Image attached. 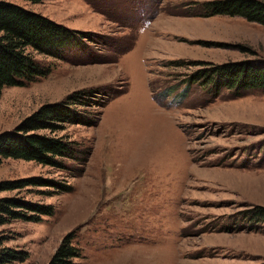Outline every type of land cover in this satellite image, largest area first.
I'll use <instances>...</instances> for the list:
<instances>
[{
    "label": "rangeland",
    "instance_id": "obj_1",
    "mask_svg": "<svg viewBox=\"0 0 264 264\" xmlns=\"http://www.w3.org/2000/svg\"><path fill=\"white\" fill-rule=\"evenodd\" d=\"M8 1L87 38L34 53L49 74L3 90L0 134L77 92L96 104L77 106L85 124L59 134L90 149L84 167L2 161L0 185L71 188L0 191L54 208L40 222L4 215L0 249L28 254L9 264H49L68 235L80 250L71 264H264V90L205 79L264 66V26L209 15L222 0Z\"/></svg>",
    "mask_w": 264,
    "mask_h": 264
},
{
    "label": "trees",
    "instance_id": "obj_2",
    "mask_svg": "<svg viewBox=\"0 0 264 264\" xmlns=\"http://www.w3.org/2000/svg\"><path fill=\"white\" fill-rule=\"evenodd\" d=\"M209 15L243 17L264 26V2L260 0H222L207 5ZM87 34L72 30L49 18L28 10L8 0H0V98L5 88L23 87L49 74L36 59L34 53L49 56L58 55L63 49L80 45ZM206 83L212 79L215 86L237 90H264V66L250 63H234L209 70ZM88 95L74 93L64 101L46 104L26 118L13 131L0 134V165L4 159L13 158L33 161L42 165L62 167V158L88 161L90 149L71 140L68 135L59 134L74 124H85L76 107L95 106L89 104ZM99 105V104H98ZM86 114L87 112H82ZM47 132V133H46ZM83 148V150H81ZM64 167V166H63ZM27 186H46L58 191H69L70 187L36 178L17 182H5L0 191L23 189ZM56 191V190H54ZM54 214L50 205L34 203L20 198L0 199V224L4 215L10 219L40 222L43 216ZM26 252L8 248L0 249V264L27 259ZM80 257V250L72 244L71 235L65 237L49 264H71Z\"/></svg>",
    "mask_w": 264,
    "mask_h": 264
}]
</instances>
